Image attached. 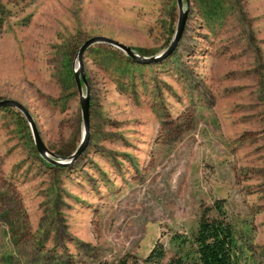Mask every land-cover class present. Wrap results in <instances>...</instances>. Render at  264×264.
<instances>
[{
  "label": "rangeland",
  "instance_id": "obj_1",
  "mask_svg": "<svg viewBox=\"0 0 264 264\" xmlns=\"http://www.w3.org/2000/svg\"><path fill=\"white\" fill-rule=\"evenodd\" d=\"M182 2L175 50L132 76L107 44L84 51L89 139L70 164L30 150L26 119L0 109V264L142 260L156 240L168 261L173 234L190 256L217 199L239 264H264V0ZM177 20L176 0H0V100L22 103L46 147L69 156L83 134L68 73L80 45L106 36L156 55Z\"/></svg>",
  "mask_w": 264,
  "mask_h": 264
},
{
  "label": "trees",
  "instance_id": "obj_2",
  "mask_svg": "<svg viewBox=\"0 0 264 264\" xmlns=\"http://www.w3.org/2000/svg\"><path fill=\"white\" fill-rule=\"evenodd\" d=\"M106 52H110V57L116 58L121 63L119 75H130V72L141 66L140 63L133 61L123 52L112 46L106 45ZM143 66V65H142ZM70 84L75 87L71 78L72 69L68 71ZM128 73V74H127ZM124 75V76H125ZM9 110L10 107L1 108ZM30 150H34L33 145ZM210 210H214L212 215L209 210H203L197 222V227L189 242L191 253H180L181 248L185 247L187 239L179 234H173L171 240L176 244L178 251L171 256L168 261H164L166 250L164 245L156 240L148 254L142 259L135 256L124 255L114 262H101L98 264H186L187 259L191 258L194 264H239L242 247L238 245L233 224L228 220L222 199H217Z\"/></svg>",
  "mask_w": 264,
  "mask_h": 264
},
{
  "label": "water",
  "instance_id": "obj_3",
  "mask_svg": "<svg viewBox=\"0 0 264 264\" xmlns=\"http://www.w3.org/2000/svg\"><path fill=\"white\" fill-rule=\"evenodd\" d=\"M185 1L186 3H188V0H185ZM176 4L178 8V20H177V25H176L174 34L168 46L163 51H161L160 53L156 55H151V56L140 55L131 46L125 45L115 39H112L106 36H92L86 39L80 45L77 51V54H76V58H77L76 69L72 70V76H73V80H74V83L76 85V88L78 90V95H79L80 111H81L82 124H83V134L78 143V146L69 156H66V157L59 156L53 153L52 151H50L46 147V145L44 144L39 134L38 128L29 110L22 103L14 99H3V100H0V109L4 107L15 108L18 112H20L23 115V117L26 119L27 124L30 128V132H31L32 140H33V146L36 149L39 156H41L45 161H47L51 165H58V166L70 164L73 160H75L82 153L89 139L90 94H89L88 86H87V77H86V74L84 72L83 65H82V56H83L84 51L96 43H104V44L112 46L115 49L123 52L133 61H136L139 63L149 64V63H154V62L164 59L165 57L169 56L175 50L183 34L186 19H187L188 10L187 8L183 7L182 0H176ZM82 85L85 86V93L83 92Z\"/></svg>",
  "mask_w": 264,
  "mask_h": 264
}]
</instances>
